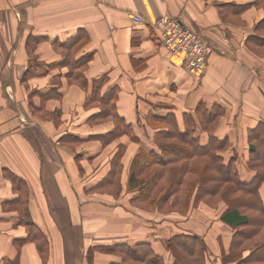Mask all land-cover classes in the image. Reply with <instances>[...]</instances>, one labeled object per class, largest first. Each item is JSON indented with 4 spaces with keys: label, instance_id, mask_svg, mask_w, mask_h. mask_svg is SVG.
Listing matches in <instances>:
<instances>
[{
    "label": "crops",
    "instance_id": "obj_1",
    "mask_svg": "<svg viewBox=\"0 0 264 264\" xmlns=\"http://www.w3.org/2000/svg\"><path fill=\"white\" fill-rule=\"evenodd\" d=\"M260 7L255 0H0V264H125L94 245L142 237L137 222L153 216L130 203L124 177L112 205L86 192L109 172L118 144L127 166L136 149L158 151L154 135L167 129L169 114L184 130L186 114L198 123L197 108L222 110L212 133L227 141L224 159L251 180L249 131L264 125V55L254 38ZM162 15L211 36L201 77L162 47L151 27ZM78 33L85 41L76 54H92L83 78L104 76L101 88L116 89V110L130 126L107 145L91 135L107 133L113 121L92 123L100 106L85 105L90 85L68 82L61 64L60 43ZM48 93L55 95L41 100ZM194 132L207 143V131ZM12 177L26 188L23 207ZM258 192L264 202V182ZM25 222L40 238H27ZM215 224L226 245L229 230ZM218 234L210 235L215 260Z\"/></svg>",
    "mask_w": 264,
    "mask_h": 264
},
{
    "label": "trees",
    "instance_id": "obj_2",
    "mask_svg": "<svg viewBox=\"0 0 264 264\" xmlns=\"http://www.w3.org/2000/svg\"><path fill=\"white\" fill-rule=\"evenodd\" d=\"M255 1L257 5L264 6V0ZM263 30L264 18L255 29V43L259 47L264 46ZM84 37L82 33H78L60 43L65 50L61 64L68 67L65 74L68 82L78 83L84 89L90 85L85 105L101 104L94 117L103 120L115 118L107 133L91 135L102 143H108L123 133H129L130 126L125 124L116 110V89L101 88L104 76L90 81L83 78V71L92 57L89 52L76 54L85 41ZM79 68L82 72L77 71ZM53 95L55 94H45L41 100ZM221 112L217 107H212L211 110L199 107L198 123L193 122L190 114H186L184 130L178 128L175 116L167 115L165 120L172 118V123L165 122L167 129L154 135L158 152L140 149L132 160L127 187L134 191L130 200L134 204L135 201L149 204L151 214L169 219L173 226L154 221L141 225L140 220L137 228L142 237L130 239L125 234L121 239L100 240L94 245L96 250L112 254L125 264H264V202L258 192L259 185L264 182V125L258 123L249 131V138H255L256 142L251 141L253 156L248 159L247 165L255 173L251 180L245 181L239 177L234 160H225L221 154L227 148L226 139H220L212 133ZM118 125L122 127L118 128ZM197 125L208 132L205 144L199 143V136L194 132ZM74 140L78 139L74 137ZM123 150L124 146L119 145L111 159L109 172L93 186L92 191L112 186L118 180ZM14 179L12 177V181L19 184L16 190L17 202L23 207L26 203V188L23 181ZM216 198L223 200L224 208L217 217L205 211V217L202 218L206 219V224H211V229L206 228V225L197 221V217L195 219V214L204 210L199 206L200 202L212 206L211 200ZM136 206L142 208L137 204ZM166 207H180L181 210H166ZM188 214L194 216L191 224ZM215 222H221L232 229L226 245ZM24 225L28 229V239L35 241L36 237L41 236L32 223L25 222ZM211 234H218L221 260L218 258L215 262L212 261L215 242ZM38 238L36 243L40 248ZM251 241H256V244L246 248Z\"/></svg>",
    "mask_w": 264,
    "mask_h": 264
},
{
    "label": "built area",
    "instance_id": "obj_3",
    "mask_svg": "<svg viewBox=\"0 0 264 264\" xmlns=\"http://www.w3.org/2000/svg\"><path fill=\"white\" fill-rule=\"evenodd\" d=\"M134 20L141 22L142 18L134 16ZM151 27L155 29L163 48L172 55H179L186 70L198 77L211 51V44L204 38L205 35L168 15L152 22Z\"/></svg>",
    "mask_w": 264,
    "mask_h": 264
},
{
    "label": "rangeland",
    "instance_id": "obj_4",
    "mask_svg": "<svg viewBox=\"0 0 264 264\" xmlns=\"http://www.w3.org/2000/svg\"><path fill=\"white\" fill-rule=\"evenodd\" d=\"M259 6H261V5H259ZM260 8H263L264 9V6H261ZM168 16H171V15H168ZM173 17H175V16H173ZM235 21H237V20H235ZM183 23V22H182ZM184 24V23H183ZM192 29H194V28H192ZM195 30V29H194ZM203 29H201V30H199V29H196V31H198V32H200V33H202L203 35H205L204 36V38L208 41V42H210V44H211V36L209 37L208 36V34H205L203 31H202ZM261 32H264V30L263 31H261ZM259 48V54L260 55H264V46L263 47H258ZM164 50L169 54V55H172L171 53H169L165 48H164ZM211 50H212V45H211ZM173 56H176V55H173ZM179 56V55H178ZM178 56H176V57H178ZM208 56V55H207ZM179 59H180V61H181V66L182 67H184V65H183V63H182V59H181V57L179 56ZM206 66H207V58H206V62H205V67H204V69H203V71L198 75V77H201L202 75H203V72H204V70L206 69ZM184 69L186 70V68L184 67ZM77 71H80V72H82L81 70H80V68L77 70ZM187 71V70H186ZM188 72V71H187ZM189 73V72H188ZM190 74V73H189ZM80 85V84H79ZM81 86V85H80ZM96 105L98 106V105H101V104H97L96 103ZM100 110V109H99ZM97 113V112H96ZM96 113H95V115H96ZM115 118H112V117H110L109 118V120L110 121H113ZM91 121H92V123L93 124H97L98 122H103V121H105V120H103V119H98V118H95V117H93L92 119H91ZM164 122H167V123H172V118H169V119H167V120H165V118H164ZM126 124V123H125ZM166 125V124H165ZM122 127V125H118V128H121ZM127 132H129V131H127ZM114 140V139H113ZM113 140H111V141H113ZM101 142V141H100ZM108 143H110V142H108ZM108 143H102L101 142V144L102 145H107ZM120 144H118V146H119ZM118 146H117V148H118ZM156 148H157V150H159V148L156 146ZM125 149V148H124ZM140 149H142V148H139V149H136V151L134 152V154H133V156H132V158L130 159V161H129V164H128V166H127V164H125V160H124V162H123V153H125V150H123V152H122V154H121V157H120V171H119V173H118V180H116V182L112 185V186H105V187H101V188H98V190L97 191H92L91 190V192L89 191V192H86V193H88L90 196H94V197H97L98 195H102V196H104L103 197V199L101 198V200L102 201H106V203H109V204H111L112 205V203H113V199L114 200H119V198L120 197H122V193H123V191L125 190L124 188H122L121 187V184H122V180H123V177L125 178V183H126V185H127V187H128V177H129V175H130V167H131V164H132V160H133V158L136 156V153L140 150ZM144 150V149H143ZM116 151H117V149H116ZM115 151V152H116ZM115 152L112 154V156H111V159H112V157H113V155L115 154ZM155 152H158V151H155ZM111 159H110V166H111ZM252 171H254V173H255V170L254 169H252ZM89 177V176H88ZM92 192H96V194H93ZM88 196V195H87ZM86 196V197H87ZM90 196H88V198H90ZM122 200L123 201H125V202H127V197H123L122 198ZM130 203L131 204H133V202L130 200ZM135 203L137 204V205H139V206H141L142 208H140V210L143 212V214H144V212H147V214H148V216H153V218H154V223H157V224H159V222H162L161 224H163V223H166L168 226H173L172 225V222L169 220V219H167V218H164V217H162V216H160V215H158V214H151L150 212H149V210H150V205L149 204H147V203H145V202H136L135 201ZM210 205H212V206H208L206 203H204V202H200L199 203V206L200 207H212V209L213 210H210V211H208V213L209 214H213L214 216H218L219 215V213L220 212H222L221 211V209H222V207H223V205H224V202H223V200H217V198H216V200H211V204ZM99 206V205H98ZM172 210V209H174V210H176V211H180L181 209H180V207H175V208H168V207H166V210ZM147 210V211H146ZM165 210V211H166ZM189 218H188V220H189V223L191 224V221H192V219H194V216L193 215H187ZM196 217H197V221H199V222H201L203 225H206V228H210L211 229V224L210 225H208V224H206V219L205 218H202V217H205V210H200L199 211V213H198V211H197V214H195V219H196ZM223 226H225V224H222ZM223 226H221V228H220V230L222 229V227ZM160 227V226H159ZM229 228V227H228ZM223 229H224V231H222V233H224V232H226V230H229L228 232H229V234H232V229L231 228H229V229H227V227L225 226V227H223ZM264 233V232H263ZM257 241V240H256ZM256 241H251L249 244H247V246H246V248H249V247H251V246H254L255 244H256ZM217 244H216V246H217V250H218V252H219V242H218V240H217V242H216ZM218 256H219V259H220V253H218ZM215 256H213L212 257V261H214L215 262ZM221 260V259H220Z\"/></svg>",
    "mask_w": 264,
    "mask_h": 264
}]
</instances>
